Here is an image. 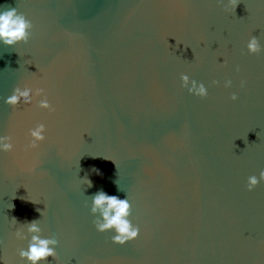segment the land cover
<instances>
[{
  "label": "water",
  "instance_id": "95a60500",
  "mask_svg": "<svg viewBox=\"0 0 264 264\" xmlns=\"http://www.w3.org/2000/svg\"><path fill=\"white\" fill-rule=\"evenodd\" d=\"M238 3L0 0L34 25L0 41V136L15 144L0 150V264H31L19 249L36 219L59 241L40 264H264V180L247 188L264 170V51L247 48H264V0ZM17 86L44 93L13 107ZM98 190L127 196L137 239L97 230Z\"/></svg>",
  "mask_w": 264,
  "mask_h": 264
},
{
  "label": "clouds",
  "instance_id": "9594fccd",
  "mask_svg": "<svg viewBox=\"0 0 264 264\" xmlns=\"http://www.w3.org/2000/svg\"><path fill=\"white\" fill-rule=\"evenodd\" d=\"M238 4V0H229L226 10L230 7L232 11H235ZM33 27V23L23 13L19 12L16 7L0 12V41L6 45L13 46L19 42L27 43L31 36L30 30ZM247 48L252 54L264 51L259 38L256 36L251 37ZM181 79L183 86L188 88L190 93L200 97L208 95V89L203 82L190 79L187 74H183ZM189 83H191V87H189ZM214 83L219 84V81H214ZM243 83L241 86H243ZM231 85V80H228L225 84L226 87H230ZM33 92H35L36 96H40L44 93V89L36 88L33 90V88L28 86L23 88L17 86L13 90V94L8 96L5 102L13 107L19 105L21 102L30 105L34 98ZM231 98L232 100H237L238 96L236 93H233ZM40 107L49 111H55V108L47 98L40 101ZM46 132L47 126L44 123H39L34 128H30L28 132L30 137L28 146L30 148H37L41 142L47 139ZM14 148L15 144L11 136H0V150L11 152ZM93 170L99 171L98 169ZM261 180H264V170L260 172L259 177L252 175L248 178V190H254ZM87 181V186L92 187V181L88 178ZM91 197V212L96 216L94 224L98 231L105 232L114 229L116 234L112 237V240L118 244H125L139 237V226L134 225L129 219L132 215V204L127 196L121 199L118 195H109L104 190H98ZM13 220L17 222L15 218ZM23 224L27 226V232L31 234V239L29 240L27 249H19L21 259H26L31 264H40L41 261H48L49 257L56 258V246L59 244L58 239L55 237L42 238L41 233L43 230L39 226L38 219ZM16 236L18 239H28V236L22 230H17Z\"/></svg>",
  "mask_w": 264,
  "mask_h": 264
}]
</instances>
